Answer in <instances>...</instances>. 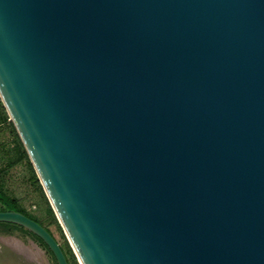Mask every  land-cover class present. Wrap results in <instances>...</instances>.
I'll return each mask as SVG.
<instances>
[{
	"label": "water",
	"instance_id": "obj_1",
	"mask_svg": "<svg viewBox=\"0 0 264 264\" xmlns=\"http://www.w3.org/2000/svg\"><path fill=\"white\" fill-rule=\"evenodd\" d=\"M0 100L78 264H264V0H0Z\"/></svg>",
	"mask_w": 264,
	"mask_h": 264
},
{
	"label": "rangeland",
	"instance_id": "obj_2",
	"mask_svg": "<svg viewBox=\"0 0 264 264\" xmlns=\"http://www.w3.org/2000/svg\"><path fill=\"white\" fill-rule=\"evenodd\" d=\"M11 139L8 131L0 130V165L3 164L1 146L4 144L5 148H11ZM5 190L20 199L21 206L27 212L39 219L45 216L43 204L30 186L24 166L19 165L10 170L6 176ZM50 230L61 243L55 228L50 226ZM0 264H56V262L44 244L32 233L17 225L12 227L0 223Z\"/></svg>",
	"mask_w": 264,
	"mask_h": 264
},
{
	"label": "trees",
	"instance_id": "obj_3",
	"mask_svg": "<svg viewBox=\"0 0 264 264\" xmlns=\"http://www.w3.org/2000/svg\"><path fill=\"white\" fill-rule=\"evenodd\" d=\"M0 128L4 131H8L11 136V148H5L6 145L1 146L2 150V165H0V211H15L18 213H21L25 215L26 217L32 219L33 221L37 222L39 225L44 227L58 242V240L55 238L53 232L50 230V226H53L58 233L61 243H59L65 258L67 260L68 264H78L76 257L73 254L72 249L69 246V243L67 242L63 231L57 222V219L47 201V198L45 197V194L43 192V189L39 183L38 177L35 174V171L28 159V156L25 152V149L23 145L21 144L19 137L12 125V123L9 121V116L7 115L2 102L0 100ZM0 129V130H1ZM22 165L26 168L28 173V182L30 186L33 188V190L38 194L39 199L44 207V213L45 216L41 219L37 218L33 214L27 212L20 203V199L12 195L10 192H7L5 190V182H6V176L10 172L11 169ZM7 226L14 227L13 224L5 223ZM20 227V226H19ZM22 228V227H21ZM35 236V235H34ZM38 238V237H37ZM39 239V238H38ZM40 240V239H39ZM41 241V240H40ZM42 242V241H41ZM43 243V242H42ZM44 244V243H43ZM45 246V244H44ZM46 247V246H45ZM48 252L51 254L49 249L46 247ZM52 255V254H51ZM53 257V256H52ZM54 259V257H53ZM55 260V259H54Z\"/></svg>",
	"mask_w": 264,
	"mask_h": 264
}]
</instances>
